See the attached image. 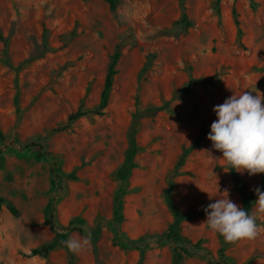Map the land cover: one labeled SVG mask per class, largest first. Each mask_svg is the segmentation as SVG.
<instances>
[{"label":"rangeland","instance_id":"374dc122","mask_svg":"<svg viewBox=\"0 0 264 264\" xmlns=\"http://www.w3.org/2000/svg\"><path fill=\"white\" fill-rule=\"evenodd\" d=\"M118 49L102 113L54 132L101 106ZM251 89L264 94V0H118L115 10L107 0H0V264H176L179 254L178 264H264V234L227 243L204 211L227 195L255 210L264 173L237 172V182L207 138L213 107ZM150 106L161 109L133 126ZM171 181L178 215L166 202ZM115 217L131 239L172 237L126 249ZM257 222L264 230V214ZM99 223L79 253L62 241L85 235L56 231Z\"/></svg>","mask_w":264,"mask_h":264},{"label":"clouds","instance_id":"9594fccd","mask_svg":"<svg viewBox=\"0 0 264 264\" xmlns=\"http://www.w3.org/2000/svg\"><path fill=\"white\" fill-rule=\"evenodd\" d=\"M262 101L264 94L259 91H243L213 107L217 119L211 123L207 138L212 142V147L222 153L229 170L241 174L246 171L249 176L264 173ZM254 191L257 199L252 212L231 201L228 195L208 204L204 208L208 229L222 236L227 243L252 240L264 234L257 222L259 215L264 214V192L259 187ZM62 243L70 252L79 253L91 247V236L70 237Z\"/></svg>","mask_w":264,"mask_h":264},{"label":"trees","instance_id":"16d2710c","mask_svg":"<svg viewBox=\"0 0 264 264\" xmlns=\"http://www.w3.org/2000/svg\"><path fill=\"white\" fill-rule=\"evenodd\" d=\"M107 1L110 3L112 9L115 10L117 8L118 0H107ZM181 1L183 2L184 0H181ZM221 1H223V0H218V3H221ZM234 15H235L236 23L238 25V35H239V38L241 39V37L243 35V28L241 26V21L239 19V13L237 12L236 8H234ZM184 17L186 18L187 16L185 15ZM120 57H121V50L118 49L112 56V62H111L110 67H109V71H108V75H107V79H106V83H105V88H104V91L102 94L101 106L95 110H84L83 108H79L76 112L70 114V116L68 117L67 123L65 125L59 126L58 128H55L53 130L54 132L64 131V130L71 128L72 125L76 121L87 116L89 113H92V112H94L96 114L102 113V109L105 108L109 102L110 94H111L113 84H114V78L118 74L117 64H118ZM203 81L206 82L209 80L196 79V80H192L191 83H200ZM160 109H161V107H156V106H150V107L146 108L138 116H136L134 118L133 126L138 125L140 120L144 117L154 116ZM134 133H135V129H132V136L134 135ZM34 147H36L37 151L40 154H45L44 146L42 144L36 143V144H34ZM190 151H191V148L185 149L182 157L180 158L178 166H181L185 163L186 158H187ZM231 171L234 175L235 180L237 182H239L240 178H239L238 173L235 170H231ZM174 187H175V183H174V181H171L168 189L166 190V202L175 211L176 215H178L180 212H179V210L176 209V206L174 204V200L172 197ZM258 187L260 188V190L262 192H264V177H263L262 184L259 185ZM252 197L254 199L257 198L255 192L252 194ZM117 204H118V210L116 212V217L120 216L121 211H122L123 201H122L121 196L118 197ZM3 206H4V198L0 195V212L3 208ZM11 209L15 214L18 213V210L16 208L13 207ZM116 217H115V219H113V228L116 232V240L119 242V244L121 246L125 247L126 249L146 250V249H149V248H152L155 246L162 245L166 241L170 240L172 237V230L168 229L163 234H149V235H146L144 238L139 239V240L131 239L128 237L126 232H124L122 230V224L117 220ZM102 226H103V224L99 223L96 227H94L89 232H85V230L83 228H80L77 226L57 227L56 231L60 235H66V234H70V233L78 231L85 236H88L90 234L91 239H95L94 234L99 233L102 229ZM48 253H49V249L47 247H43V248L33 249L31 252V255H42V254H48ZM181 257H182V254H179V256L176 258V264L179 263V259H181Z\"/></svg>","mask_w":264,"mask_h":264}]
</instances>
